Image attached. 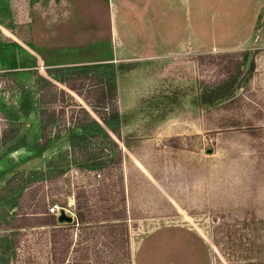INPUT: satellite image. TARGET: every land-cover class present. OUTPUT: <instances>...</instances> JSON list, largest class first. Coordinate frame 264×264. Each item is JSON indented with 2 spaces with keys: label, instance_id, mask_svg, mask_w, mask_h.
<instances>
[{
  "label": "rangeland",
  "instance_id": "rangeland-1",
  "mask_svg": "<svg viewBox=\"0 0 264 264\" xmlns=\"http://www.w3.org/2000/svg\"><path fill=\"white\" fill-rule=\"evenodd\" d=\"M110 1L0 0V74L32 65L45 73L44 65L104 62L109 52H115ZM119 5L123 15L129 14V29L140 36L147 54L151 51L148 28L153 24L156 41L161 23L151 21L143 1L121 0ZM139 10L147 13L144 21ZM247 32L244 28L219 31L218 40ZM262 32L258 29L257 41L250 40L242 49L189 48L185 51L189 53L176 50L182 53L154 61L137 60L135 43L127 45L124 59L117 62H146L118 77V103L121 112L131 114L129 124L136 122L132 112L151 89L142 88L163 81L197 86L252 51L249 93L242 94L239 110L207 113L181 106L165 120H156L149 132H144L145 122L135 123L124 129L140 138L131 142L133 151L120 145L125 153L122 162L102 171L71 166L52 179L45 173L25 176L17 182L20 189L15 194H0L4 202L0 239L16 234L15 247L3 264H264ZM10 99V91L0 86V190L17 172L44 169L46 160L68 146L65 136L40 158L25 148L7 152L10 141L2 142L10 137L5 136L8 132L30 136L39 128L36 111L26 117ZM62 99L54 96L47 107L58 122L68 120L79 107L94 116L77 93L65 89ZM98 184H106L101 192L95 191ZM81 188L86 191L80 200L92 212L82 225L76 223L75 200L69 206V197L74 199ZM52 205L74 218L71 223H58L59 215H53L57 227L68 228L39 225L42 206L48 212ZM113 223L117 225H109Z\"/></svg>",
  "mask_w": 264,
  "mask_h": 264
},
{
  "label": "trees",
  "instance_id": "trees-1",
  "mask_svg": "<svg viewBox=\"0 0 264 264\" xmlns=\"http://www.w3.org/2000/svg\"><path fill=\"white\" fill-rule=\"evenodd\" d=\"M247 54L248 52L242 55V60L223 65L212 79L201 80L197 86L183 83L166 85L163 81L158 85L154 83L142 88L141 91L147 87L151 89L147 96L141 97L138 108L132 112L138 117L135 123L145 122L144 132H149L156 120H165L181 106H193L207 113L220 109L227 112L239 110L244 102L242 94L249 93L253 73V62L249 70H245ZM143 63L146 62L44 65L45 73H39L36 65H32L23 70L2 72L0 86L10 91V100L17 111L26 117L36 111L39 120L38 130L30 136L13 131L11 136V132H8L5 136L10 137L2 142L6 144L10 141L6 151L11 153L25 148L34 153V158H40L65 136L68 146L46 160L44 169L17 172L5 180L0 194H15L20 189L17 182L25 176H42L45 173L44 177L52 179L65 173L71 166L89 171H102L109 166L120 164L125 156L123 148L132 152L131 142L140 138H134L135 135L124 131L136 124H129L131 114L120 110L118 77L122 72L131 71ZM65 89L81 96L95 117L83 107H79L68 120H55L54 111L47 108L48 103L54 96L63 101ZM105 186L106 184H98L95 191L101 192ZM85 191L84 188L77 189L74 194V214L76 223L80 225L87 223L88 217L92 215L80 200ZM2 202L3 198L0 200V206H3ZM6 203L9 206L15 205L14 202ZM42 207V216L38 220L40 226L52 227L51 230L68 228L57 227L55 217L47 214L45 206ZM117 219L120 218L112 216V220ZM13 236L16 234L0 239V264H3L4 259L8 261L10 252L15 247ZM55 260V254H52L54 263Z\"/></svg>",
  "mask_w": 264,
  "mask_h": 264
},
{
  "label": "crops",
  "instance_id": "crops-1",
  "mask_svg": "<svg viewBox=\"0 0 264 264\" xmlns=\"http://www.w3.org/2000/svg\"><path fill=\"white\" fill-rule=\"evenodd\" d=\"M120 1L118 0L117 3L111 0L109 3L110 35L115 44L113 46L115 52H109L108 57L102 59L104 62H117L118 59H124V53L128 50L127 45L131 43L136 45V59L144 61L159 60L161 56L165 57L170 53L180 54L183 51H188L189 48L195 50L198 48L210 50L242 49L243 45L250 40L257 41L258 35L256 34L261 28L263 32L259 41L262 49H264V0H197L194 8L193 5H195L196 0H135L136 2L147 3L146 8L150 12L151 21L161 23L163 29L159 35L156 32V41H154L153 24L148 28L150 30L148 41L151 42V53L147 52V54L144 53L145 49H141L140 36L129 29L127 24L129 14L124 13L123 15L121 13ZM111 5L114 6L113 14L110 13ZM140 7L141 10L144 9L141 5ZM146 15V12L139 10V17L143 21L146 19ZM240 28H244L248 32L239 38L218 40L219 31L224 32L225 30H238ZM172 30L173 32H171ZM158 36L160 38L157 42ZM176 50L182 52L175 53ZM122 54L123 56H121Z\"/></svg>",
  "mask_w": 264,
  "mask_h": 264
},
{
  "label": "water",
  "instance_id": "water-1",
  "mask_svg": "<svg viewBox=\"0 0 264 264\" xmlns=\"http://www.w3.org/2000/svg\"><path fill=\"white\" fill-rule=\"evenodd\" d=\"M254 58V53L249 51L247 54L246 62H245V70H249L251 63ZM58 223H71L74 221V218L70 215H67L63 210H60L59 216L56 218Z\"/></svg>",
  "mask_w": 264,
  "mask_h": 264
},
{
  "label": "built area",
  "instance_id": "built-area-1",
  "mask_svg": "<svg viewBox=\"0 0 264 264\" xmlns=\"http://www.w3.org/2000/svg\"><path fill=\"white\" fill-rule=\"evenodd\" d=\"M60 210H63L62 207H59L58 205H52L48 208V213L57 217Z\"/></svg>",
  "mask_w": 264,
  "mask_h": 264
},
{
  "label": "bare ground",
  "instance_id": "bare-ground-1",
  "mask_svg": "<svg viewBox=\"0 0 264 264\" xmlns=\"http://www.w3.org/2000/svg\"><path fill=\"white\" fill-rule=\"evenodd\" d=\"M74 204V199L72 196L69 197V206Z\"/></svg>",
  "mask_w": 264,
  "mask_h": 264
}]
</instances>
